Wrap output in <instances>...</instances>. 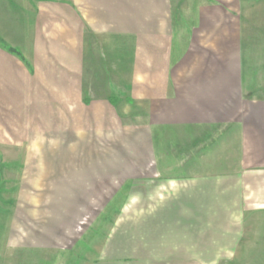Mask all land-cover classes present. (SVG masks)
Masks as SVG:
<instances>
[{
	"label": "crops",
	"instance_id": "0c3cea01",
	"mask_svg": "<svg viewBox=\"0 0 264 264\" xmlns=\"http://www.w3.org/2000/svg\"><path fill=\"white\" fill-rule=\"evenodd\" d=\"M0 137L47 195L15 208L47 212L39 243L93 203L130 216L91 264H201L233 226L264 258V0H0Z\"/></svg>",
	"mask_w": 264,
	"mask_h": 264
},
{
	"label": "rangeland",
	"instance_id": "374dc122",
	"mask_svg": "<svg viewBox=\"0 0 264 264\" xmlns=\"http://www.w3.org/2000/svg\"><path fill=\"white\" fill-rule=\"evenodd\" d=\"M5 132V131H4ZM2 132V137L4 136ZM6 134V133H5ZM44 134V133H43ZM46 134V133H45ZM44 134V135H45ZM39 138V145L35 147H29L28 154H39L45 155L47 152V146L43 143H47V136ZM7 136V135H6ZM0 137V139L2 138ZM14 139V138H13ZM13 143L14 140L11 138L0 140V264L3 259L5 264H84L87 260L88 264L101 260L102 255H107L106 252L112 250L113 243L112 237L117 232L118 224L114 227V222L119 219L128 220L130 212L128 211H114L110 207L100 209L101 204L90 203L86 210L81 212V216L78 219L73 220V233L68 235V228H66V240L63 244H58L61 247H51V244H42L38 240H35L34 234L39 235H52L50 234L52 225H48L49 221H45L42 217L46 215V211L39 212L41 216H36L35 220H31L32 211L16 210V205H20L21 198H47V195L31 196L21 194L18 195L17 191L19 187L30 186L27 183L32 182L30 175L22 172H27L29 169L28 165L31 164H16L15 158L20 152L17 151L15 146H5L3 142ZM155 154H157V165L160 166V155L164 154L167 156L176 155V148L165 147L163 148L162 142H158L154 147ZM166 153V154H165ZM37 156V155H36ZM170 157V158H171ZM10 160V162H5ZM43 165L40 163V166ZM174 163L169 162L163 163V169L172 171ZM31 172V170H30ZM37 174V173H36ZM2 175V177H1ZM36 182L46 184V178H37ZM37 185V184H36ZM92 201L94 197L89 196ZM20 201V202H19ZM90 206H95L94 210L90 209ZM111 206V205H109ZM142 215V212H135ZM25 214V216H24ZM29 216L30 220H27ZM25 221V222H24ZM121 229V228H120ZM233 231L236 234V242L238 246L233 247L232 251L228 250L227 257H216L214 259H201V264H264V258L252 257L251 254L246 251L248 243L256 239L257 236L254 234L247 235L248 228L235 227ZM249 230V229H248ZM235 236V235H234ZM61 238V237H60ZM67 238L71 239L68 240ZM65 239V238H64ZM42 245L49 246L50 254H40L41 251H45L43 248H39ZM218 245V243H216ZM242 246V247H241ZM246 246V247H245ZM238 248V249H236ZM41 251H40V250ZM83 256H86L84 259ZM104 257V256H103Z\"/></svg>",
	"mask_w": 264,
	"mask_h": 264
}]
</instances>
